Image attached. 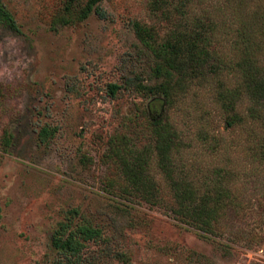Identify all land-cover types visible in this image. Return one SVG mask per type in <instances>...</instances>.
<instances>
[{
	"label": "rangeland",
	"instance_id": "obj_1",
	"mask_svg": "<svg viewBox=\"0 0 264 264\" xmlns=\"http://www.w3.org/2000/svg\"><path fill=\"white\" fill-rule=\"evenodd\" d=\"M0 1L20 30L0 24V264H51V235L71 210L128 264H264V230L251 244L207 239L168 211L172 181L199 195L205 183L224 188L226 198L197 206H264V92L253 97L247 76L264 83V0H103L104 17L84 20L86 0ZM61 16L69 23L54 25ZM185 24L203 28L218 71L176 76L166 101L148 91L163 79L136 26L158 44ZM231 91L226 111L220 95ZM157 128L170 139L169 175ZM122 141L144 159L147 199L120 170ZM87 254L122 264L92 244Z\"/></svg>",
	"mask_w": 264,
	"mask_h": 264
},
{
	"label": "trees",
	"instance_id": "obj_2",
	"mask_svg": "<svg viewBox=\"0 0 264 264\" xmlns=\"http://www.w3.org/2000/svg\"><path fill=\"white\" fill-rule=\"evenodd\" d=\"M102 1L86 0L85 5L79 11L78 19L84 20L91 13L100 18L104 17L99 8ZM64 11L69 14V6H66ZM55 23L67 24L69 20L61 16L55 18L53 24L55 25ZM0 24L6 26L13 33H20L13 14L1 1ZM182 28V30L170 35V38L154 44L150 38L151 30L136 26L141 43L152 51L155 58V64L152 68L153 78L155 80L163 79V82L149 87L148 91L162 95L166 101L170 100L172 82L176 76L189 77L195 74L200 75L204 71L208 73L218 71L217 65L210 62L212 55L209 48V38L204 34L203 28L198 24L194 25L193 28L185 24ZM247 76L251 79L249 85L251 95L259 98L264 92V83L253 79L252 72ZM119 89L120 86L116 84L108 85V91L111 95H115ZM237 95L236 91L220 95L222 106L226 111L234 110V101ZM237 120L239 117L236 116V120L228 123L231 124ZM158 130L159 128L156 129L159 143L157 147H159L162 169L169 175L170 139ZM49 132L50 129L44 127L39 131V137L44 138ZM163 141L166 142L163 144ZM114 155L119 158L120 170L134 192L147 199L153 191V185L146 176L141 153L134 152L126 141H122L116 146ZM223 175V172L217 170L216 180L221 179ZM205 184L203 195H199L190 185L172 181L171 188L176 206H169V213L179 222L193 228L204 238L213 237L225 240V235L229 234L232 237L245 238L243 241L249 244L257 243L260 238L259 230H264V206H197V203L202 205L211 201L218 203L227 197L224 188ZM247 220H252V224H246ZM110 242L111 236L105 233L102 228L93 226L88 220L79 217L76 210H71L51 235L50 245L56 253L51 264H92L91 258L87 254L90 244L100 247L114 261L128 264L127 254L123 250L112 248Z\"/></svg>",
	"mask_w": 264,
	"mask_h": 264
}]
</instances>
